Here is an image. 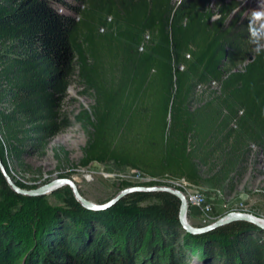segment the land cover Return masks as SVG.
<instances>
[{"label":"trees","instance_id":"trees-1","mask_svg":"<svg viewBox=\"0 0 264 264\" xmlns=\"http://www.w3.org/2000/svg\"><path fill=\"white\" fill-rule=\"evenodd\" d=\"M249 20L234 0H0L2 163L9 171L42 154L66 126L59 101L76 70L93 98L80 114L90 129L82 167L111 162L154 179L146 185L183 178L199 186L198 167L210 164L213 185L241 176L250 145L264 153V51L249 42ZM149 198L153 210L117 215L69 202L39 229L46 249L26 264H192L193 255L264 264V232L249 223L183 233L179 243L176 197L134 192L120 202ZM21 228L0 225V264L23 262Z\"/></svg>","mask_w":264,"mask_h":264},{"label":"rangeland","instance_id":"rangeland-1","mask_svg":"<svg viewBox=\"0 0 264 264\" xmlns=\"http://www.w3.org/2000/svg\"><path fill=\"white\" fill-rule=\"evenodd\" d=\"M234 1L239 4L240 8L245 9L249 18H251L253 10L264 11V0ZM76 74L75 70L59 101L61 118L65 121L66 126L51 138L42 154L26 156L21 164L10 162L7 172L15 180L16 185L17 183L22 184L29 187L24 189L30 190L55 179L69 178L77 185L82 196L95 203H101L113 197L122 189L121 181L129 182L131 184L129 186L163 185L181 191L182 189L175 185V181L169 182L170 180L166 179H161L156 184L146 185V182L151 181L150 177L128 167H117L111 162L105 164L92 162L85 167L80 165L82 149L87 144L90 130L87 124L80 119V114L84 110L89 111L93 104V98L82 92ZM215 88V84H210L207 88H197L194 99H203L209 90ZM213 163L214 166L219 165L217 161ZM209 167L211 164L208 167L200 165L198 167L201 177L200 185L188 184L187 187L189 192L196 191L202 194L205 201L211 206V210L204 213L196 207L188 205L187 219L189 223L195 226L206 225L232 211L247 212L264 218V153L259 151L258 146L250 145L247 161L243 164L242 175L238 177L233 175L229 181H225L219 186L212 184L210 175L214 170L209 172ZM31 186L34 188H30ZM66 187L68 186H59L54 191L42 196H18L11 193L12 189L7 182L5 184L0 182V225L9 227L13 221L18 222L22 228L16 229V234L23 239V243H28V246L25 245L23 262L21 263L19 260L17 264H26L35 251L39 250L41 253L45 251L46 248H38L40 230L45 224L49 225L54 220L55 217H52L56 212L57 214L65 212L69 202L80 204L74 198L71 189L67 190ZM58 193H62L64 197H57ZM66 197L69 199L72 197V200L66 201ZM122 198L107 208L111 214L133 213L137 207H147V210L151 211L153 206L158 203L155 198H149L130 205L128 202H120ZM183 233L187 232L181 228L177 242H182ZM218 238L225 239L224 237ZM115 244L118 245L119 241ZM144 248L140 249L139 260L145 258L144 254L148 251ZM191 259L192 264H206L205 260L203 262L202 258L197 255H193ZM58 260L59 264H68L65 258Z\"/></svg>","mask_w":264,"mask_h":264},{"label":"water","instance_id":"water-1","mask_svg":"<svg viewBox=\"0 0 264 264\" xmlns=\"http://www.w3.org/2000/svg\"><path fill=\"white\" fill-rule=\"evenodd\" d=\"M0 172L2 176L5 178L6 182L8 183L9 187L12 189L13 192L19 195L23 196H42L45 195L51 191H54L59 186H68L71 189V192L74 196V198L80 203V205L88 210L92 211H99V210H105L108 207L115 204L116 201H118L120 198L126 196L127 194L134 193V192H165L168 194L173 195L178 200V208H177V220L181 228L189 233V234H202L209 232L217 227H220L222 225L234 222V221H240L245 222L253 225L256 229L264 232V223L260 222V219L258 216L247 213V212H238V211H232L224 214L223 216L215 219L214 221L201 226H195L189 223L187 219V210H188V204L186 201V198L184 194L177 190L170 188L168 186L163 185H152V186H128L125 188L120 189L113 197L108 199L107 201L101 202V203H95L88 199H86L84 196H82L78 190L77 185L69 178H59L55 179L51 182H48L38 188L34 189H24L16 185V183L11 179L10 175L7 172L6 167L2 163L0 159Z\"/></svg>","mask_w":264,"mask_h":264},{"label":"clouds","instance_id":"clouds-1","mask_svg":"<svg viewBox=\"0 0 264 264\" xmlns=\"http://www.w3.org/2000/svg\"><path fill=\"white\" fill-rule=\"evenodd\" d=\"M249 42L255 51H264V11L253 10L251 12Z\"/></svg>","mask_w":264,"mask_h":264},{"label":"built area","instance_id":"built-area-1","mask_svg":"<svg viewBox=\"0 0 264 264\" xmlns=\"http://www.w3.org/2000/svg\"><path fill=\"white\" fill-rule=\"evenodd\" d=\"M150 180H154L152 178H150ZM171 181H175L174 183H176L175 185L177 187H179L180 189H182L181 191L186 198L187 204L189 206H193L196 207L198 210H200L201 212L207 213L211 210V206L205 201L204 197L202 194L196 192V191H188L189 188L188 186V182L185 181L183 178H176V179H167Z\"/></svg>","mask_w":264,"mask_h":264},{"label":"bare ground","instance_id":"bare-ground-1","mask_svg":"<svg viewBox=\"0 0 264 264\" xmlns=\"http://www.w3.org/2000/svg\"><path fill=\"white\" fill-rule=\"evenodd\" d=\"M10 175V174H9ZM11 177V176H10ZM11 179H12V177H11ZM13 180V179H12ZM14 181V180H13ZM15 182V181H14ZM114 205V204H113ZM259 217V216H258ZM259 219H260V222H262V223H264V218L263 217H259ZM196 235V234H195Z\"/></svg>","mask_w":264,"mask_h":264}]
</instances>
